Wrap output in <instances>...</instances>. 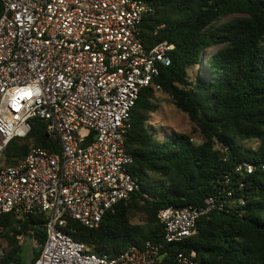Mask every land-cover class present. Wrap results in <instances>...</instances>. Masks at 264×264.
<instances>
[{"label": "built area", "instance_id": "obj_1", "mask_svg": "<svg viewBox=\"0 0 264 264\" xmlns=\"http://www.w3.org/2000/svg\"><path fill=\"white\" fill-rule=\"evenodd\" d=\"M0 5V216L43 215L46 240L34 264H167L163 245L181 244L196 234L201 218L244 204L226 188L225 197H209L200 207L160 209L162 244L129 245L114 256L90 253L73 240L64 231L68 220L97 228L140 191L125 147L130 113L142 89L161 92L157 80L174 45L143 46L140 24L154 12L145 0ZM34 118L45 123L59 153L30 145L23 160L5 166L7 145L25 138ZM254 170L244 164L235 172ZM173 256L176 264H198L194 250Z\"/></svg>", "mask_w": 264, "mask_h": 264}, {"label": "trees", "instance_id": "obj_2", "mask_svg": "<svg viewBox=\"0 0 264 264\" xmlns=\"http://www.w3.org/2000/svg\"><path fill=\"white\" fill-rule=\"evenodd\" d=\"M145 1L154 12L140 24L143 46L151 49L168 42L174 48L170 65L157 80L161 92L142 89L130 113L125 147L132 155L129 173L138 179L140 191L106 213L97 228L70 219L64 231L96 255H118L129 245L142 247L147 241L162 244L160 209L200 207L209 197H225L224 189L231 188L244 204L201 218L196 234L181 244L163 245L170 253L167 264H176L173 253L192 250L198 264H264V0ZM156 93L168 96L188 117L199 144L182 133L155 137L148 122L159 108ZM30 123L22 143L13 139L4 150L5 166L23 160L30 145L59 153L45 123L37 118ZM250 141L256 148L242 147ZM244 164L255 170L236 173ZM137 215L143 225L132 223ZM43 224L40 213L20 219L0 216V253L1 240L9 248L0 264H34L46 240ZM18 237L38 248L27 253V244Z\"/></svg>", "mask_w": 264, "mask_h": 264}, {"label": "rangeland", "instance_id": "obj_3", "mask_svg": "<svg viewBox=\"0 0 264 264\" xmlns=\"http://www.w3.org/2000/svg\"><path fill=\"white\" fill-rule=\"evenodd\" d=\"M219 46L217 47H213V48H209L206 53L204 58L202 57L203 60H205V58L212 54L213 52H215L216 49H218ZM202 60V61H203ZM203 65V64H202ZM201 68V64L200 66H197L196 69H193L190 72V78H193L197 75V69ZM156 97H157V103H158V110L151 115L148 124L151 126L155 137L158 140H162L163 137L166 136H171L173 134L176 133H182V134H188L194 143L199 144L200 143V137L198 135V133L194 132V127L193 125L190 123L188 117L178 111L174 105L172 104L170 98L162 93H156ZM17 139V140H16ZM22 139L23 138H15V141L20 144L22 143ZM257 143L255 141H250V142H243L242 143V147L243 148H256ZM132 223L134 224H140L143 225L144 221L143 218L140 215H137L135 217L132 218ZM2 242V252L0 253V257L2 255V253L6 250H8V246L6 244V242L4 240H1ZM21 244H24V239L20 240ZM27 244V253H29L32 249L36 250L38 248V246L30 241Z\"/></svg>", "mask_w": 264, "mask_h": 264}]
</instances>
